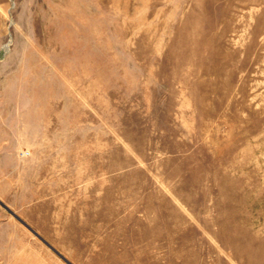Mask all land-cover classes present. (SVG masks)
Segmentation results:
<instances>
[{"label":"rangeland","instance_id":"obj_1","mask_svg":"<svg viewBox=\"0 0 264 264\" xmlns=\"http://www.w3.org/2000/svg\"><path fill=\"white\" fill-rule=\"evenodd\" d=\"M0 264H264V0H0Z\"/></svg>","mask_w":264,"mask_h":264}]
</instances>
